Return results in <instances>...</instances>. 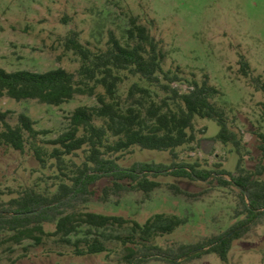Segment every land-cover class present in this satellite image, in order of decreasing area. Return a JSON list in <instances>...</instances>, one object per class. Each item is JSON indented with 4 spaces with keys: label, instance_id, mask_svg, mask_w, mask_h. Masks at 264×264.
Returning <instances> with one entry per match:
<instances>
[{
    "label": "rangeland",
    "instance_id": "374dc122",
    "mask_svg": "<svg viewBox=\"0 0 264 264\" xmlns=\"http://www.w3.org/2000/svg\"><path fill=\"white\" fill-rule=\"evenodd\" d=\"M131 16L149 26L160 42L166 59L164 67L180 72L184 78L198 81L209 78L221 90L215 102L226 109L231 127L242 139L241 154L232 143L202 140L179 148V161L200 162L207 168L237 173L239 158L244 166L264 180V154L260 149L259 132H264V94L257 91L252 76L264 77V0H0V65L8 71L28 69L48 71L63 67L77 72L80 61L66 51L63 41L71 30L93 50L107 47L111 32L125 38ZM250 64V75L241 71L240 59ZM137 78L130 77L119 94L128 102V90ZM183 90L187 84H179ZM103 91L102 88H99ZM159 98L165 95L156 90ZM95 96L76 95L59 106L28 99L17 101L0 97V110L12 111L8 120L18 123V115L26 113L37 129L47 130L37 144L52 151L49 140L57 138L69 126V117L81 105H97ZM207 132L202 134L201 129ZM3 129L0 124V131ZM198 138L214 137L220 127L210 119H196ZM81 162L84 155L74 157ZM169 151L140 149L124 156L120 162L131 166L138 161L171 164ZM69 172V170H66ZM70 173V172H69ZM54 166L43 168L34 157L30 145L25 152L0 143V210L10 207V200L33 188L53 194L62 180ZM226 178L230 179L228 175ZM163 185L150 196L142 191L113 196L110 201L95 198L81 203L78 209L122 215L145 222L157 212L174 213L188 222L174 233L156 241L167 248L181 243H196L220 234L245 217L240 190L235 185H222L218 179L192 180L159 176ZM111 180L96 183L101 190ZM175 183L189 192L205 193L198 199L175 195L169 185ZM55 222H45L47 231H54ZM84 225L77 236L88 230ZM111 231V230H109ZM0 231V238L10 234ZM110 252L77 256L73 248L54 237L41 244L26 239L9 249L0 250V264H123L121 243L108 242ZM147 264H165L153 260ZM184 264H264V216L250 232L236 240L225 262L215 253Z\"/></svg>",
    "mask_w": 264,
    "mask_h": 264
},
{
    "label": "trees",
    "instance_id": "16d2710c",
    "mask_svg": "<svg viewBox=\"0 0 264 264\" xmlns=\"http://www.w3.org/2000/svg\"><path fill=\"white\" fill-rule=\"evenodd\" d=\"M63 44L66 51L79 58L76 73L63 67L42 72L8 71L0 65V97L17 101L34 99L56 106L76 95L95 96L98 101L97 105L74 109L68 129L49 140L54 145L52 151L37 144L36 140L48 131L37 129L29 115L20 113L18 123L12 125L8 120L12 111L0 110L3 126L0 143L20 152H25L30 145L42 167L54 166L62 177L55 193L49 195L27 188L10 200V207L0 210V231L11 232L0 238V250L26 239L41 244L46 238L54 237L61 244L71 246L75 255L84 256L110 252L108 242L115 240L123 246V264H147L153 260L184 264L210 253L226 262L234 242L250 232L264 216V180L244 166L242 157L237 173H232L207 168L198 161H179L177 151L185 145H199L206 139L232 143L242 153V139L231 127L226 109L215 102L221 90L208 77L202 81L189 80L180 72L166 70V53L138 16L130 17L124 39L111 32L104 49L90 48L76 30L69 31ZM240 64L243 75L249 76L250 64L244 56ZM130 77L137 81L131 84L126 103L119 90ZM251 81L264 94V77L252 76ZM179 84H187V88L183 90ZM156 90L165 96L159 98ZM261 105L264 109V101ZM197 118L216 121L220 127L218 134L198 138ZM200 131L204 134L207 129ZM258 137L264 154V132H259ZM135 147L169 151L174 160L171 164L138 161L131 166L121 165L120 160L133 153ZM80 153L84 158L78 162L74 157ZM159 176L205 181L214 178L222 185H235L240 190L245 217L224 232L202 241L164 248L156 243L157 239L185 225L187 217L157 212L140 222L122 215L77 208L95 198L107 202L113 196L133 191L150 196L163 185ZM104 178L111 182L101 190L95 188ZM169 188L175 195L187 198L198 199L205 193V190L189 192L175 183ZM45 222H55V230L47 231ZM84 225L89 227L85 235L74 238Z\"/></svg>",
    "mask_w": 264,
    "mask_h": 264
}]
</instances>
